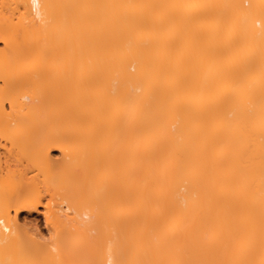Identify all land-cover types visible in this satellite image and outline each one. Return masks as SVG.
<instances>
[{"label": "bare ground", "instance_id": "bare-ground-1", "mask_svg": "<svg viewBox=\"0 0 264 264\" xmlns=\"http://www.w3.org/2000/svg\"><path fill=\"white\" fill-rule=\"evenodd\" d=\"M0 264H264V0H0Z\"/></svg>", "mask_w": 264, "mask_h": 264}, {"label": "rangeland", "instance_id": "rangeland-1", "mask_svg": "<svg viewBox=\"0 0 264 264\" xmlns=\"http://www.w3.org/2000/svg\"><path fill=\"white\" fill-rule=\"evenodd\" d=\"M53 158H54V159H58V158H59L58 153L55 152V153L53 154ZM33 219H36V220L34 221ZM28 220H31L32 223L36 222L37 224L40 225V226L38 225L39 228H40L41 230H44V228H43V222H42V219H41V217H40L39 215H35V214H34V215L31 216V218H28L27 221H28ZM31 221H28V222H31Z\"/></svg>", "mask_w": 264, "mask_h": 264}]
</instances>
